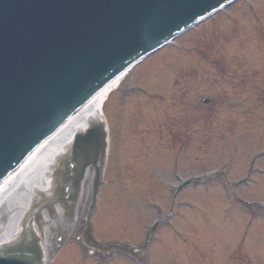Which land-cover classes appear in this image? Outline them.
<instances>
[{"label":"rangeland","instance_id":"374dc122","mask_svg":"<svg viewBox=\"0 0 264 264\" xmlns=\"http://www.w3.org/2000/svg\"><path fill=\"white\" fill-rule=\"evenodd\" d=\"M251 3L257 16L263 17L264 0H251ZM245 11L242 5L229 10V16L236 19L237 25L231 31V19L219 14L192 33L179 38L176 46H169L135 69L109 95L103 116L108 123L116 124L115 118L122 110V119L118 121L123 129L119 133V144L129 151H139L138 155L132 153L134 168L123 181L124 199L115 196L111 212L101 220L104 226L96 225L95 238L117 243L114 246L115 256L108 264H225L227 251H234L232 249L242 234L245 241L241 246L245 256L242 264H264V173H254L252 178L250 175L245 178L248 169L264 170V161L250 164L253 160V156L250 158L251 152L264 150V125L258 126L260 119V123L264 124V111L261 110L264 106V83L256 84L258 81L255 80L261 74L264 76V69H259L251 79L238 75L239 94L237 90L227 89L229 85L237 83L235 80L227 83L224 89V81L230 73L224 71L225 79L224 74L219 76L220 66L224 68L225 65L227 69L228 60L237 47L233 35L238 33L241 36L239 43L243 42L246 51L254 43L252 21ZM263 21L260 23L264 28ZM247 60V63L243 62L245 66L254 65L258 69L263 65L264 68V50L259 46L253 47ZM238 63V67L242 65V62ZM235 76L231 75L232 78ZM216 80L219 83L213 87L217 95L224 98V93H232L230 103L238 100L236 109L232 108L233 123L224 122V105L221 103L202 106V99L208 96L206 89ZM186 102L190 104V109L184 106ZM250 105L254 109L252 115L248 113ZM209 110L213 115L217 111L213 118L209 117L210 120L206 116ZM182 115H190L194 119L187 131L175 125L177 129L174 128V131L179 134L170 137L162 130L163 127L160 128L165 125V120L177 121L183 119ZM132 124L136 131L130 134ZM228 130L236 133L230 137ZM252 131L256 136L240 139L250 136ZM185 135L190 143L184 140ZM234 137L239 138L238 142ZM159 143H163V147H158ZM167 144L174 149L167 150ZM177 145L183 149L175 154ZM233 148H238L237 153L232 152L235 163L225 169L228 149L232 151ZM144 156L148 158L147 165ZM170 156L171 159L177 158L181 179L200 177L219 169L222 172L213 174L202 184L183 189L173 198L170 190L176 186L175 178L163 169L169 166ZM154 163H157L155 170ZM228 172L233 175L231 182L241 177L245 178L244 181H252L228 184L229 189L236 191V195L231 196L224 187ZM171 198L174 214L155 231V240L148 245L146 255L134 252L143 243L147 227L160 215L169 213ZM240 200L263 206H250L255 212L249 215L245 213L249 207L241 205ZM155 203L160 204V212L152 207ZM125 246L131 248L129 252ZM70 247L73 253L62 254L53 264H80L81 259L76 260V248L73 245ZM100 248L107 255L113 247ZM246 254H251L253 263L249 262Z\"/></svg>","mask_w":264,"mask_h":264},{"label":"water","instance_id":"95a60500","mask_svg":"<svg viewBox=\"0 0 264 264\" xmlns=\"http://www.w3.org/2000/svg\"><path fill=\"white\" fill-rule=\"evenodd\" d=\"M222 5L224 0H0V181L112 77ZM104 139L99 123L76 137L66 194L86 167L97 170ZM11 252L0 256V264L38 263L35 252Z\"/></svg>","mask_w":264,"mask_h":264},{"label":"bare ground","instance_id":"6f19581e","mask_svg":"<svg viewBox=\"0 0 264 264\" xmlns=\"http://www.w3.org/2000/svg\"><path fill=\"white\" fill-rule=\"evenodd\" d=\"M125 75L113 80L80 108L55 134L46 139L32 156L0 188V247L14 239L20 230V222L34 204L52 190V169L56 160L67 152L77 132L83 131L91 122L102 120V106ZM58 214L60 211L58 209ZM40 229L34 223V231L47 233L49 216L41 213ZM53 223V222H51ZM44 258L50 253L47 240L41 242Z\"/></svg>","mask_w":264,"mask_h":264},{"label":"flooded vegetation","instance_id":"af4514ba","mask_svg":"<svg viewBox=\"0 0 264 264\" xmlns=\"http://www.w3.org/2000/svg\"><path fill=\"white\" fill-rule=\"evenodd\" d=\"M84 237V236H83Z\"/></svg>","mask_w":264,"mask_h":264}]
</instances>
